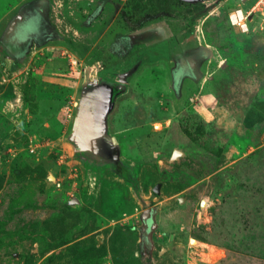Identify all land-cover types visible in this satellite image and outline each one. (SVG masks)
<instances>
[{
	"label": "rangeland",
	"instance_id": "obj_1",
	"mask_svg": "<svg viewBox=\"0 0 264 264\" xmlns=\"http://www.w3.org/2000/svg\"><path fill=\"white\" fill-rule=\"evenodd\" d=\"M252 1L0 0V264H264Z\"/></svg>",
	"mask_w": 264,
	"mask_h": 264
},
{
	"label": "water",
	"instance_id": "obj_2",
	"mask_svg": "<svg viewBox=\"0 0 264 264\" xmlns=\"http://www.w3.org/2000/svg\"><path fill=\"white\" fill-rule=\"evenodd\" d=\"M73 129L74 133L79 137L82 142L90 146L95 145V121L94 115L91 111L90 103L81 104L80 113L74 119ZM112 140L114 143L117 142L115 138H113ZM144 217L146 219L152 218V214L150 215V210L145 212Z\"/></svg>",
	"mask_w": 264,
	"mask_h": 264
},
{
	"label": "built area",
	"instance_id": "obj_3",
	"mask_svg": "<svg viewBox=\"0 0 264 264\" xmlns=\"http://www.w3.org/2000/svg\"><path fill=\"white\" fill-rule=\"evenodd\" d=\"M249 20H256L260 28L264 29V0H253L246 10L236 9L229 14L230 23L243 31L248 30ZM71 63L74 65L76 62L71 59ZM52 181L58 187L61 186L59 179L55 178Z\"/></svg>",
	"mask_w": 264,
	"mask_h": 264
},
{
	"label": "crops",
	"instance_id": "obj_4",
	"mask_svg": "<svg viewBox=\"0 0 264 264\" xmlns=\"http://www.w3.org/2000/svg\"><path fill=\"white\" fill-rule=\"evenodd\" d=\"M9 28H11L12 30H14V33L16 32V26L13 27L12 25H10Z\"/></svg>",
	"mask_w": 264,
	"mask_h": 264
},
{
	"label": "trees",
	"instance_id": "obj_5",
	"mask_svg": "<svg viewBox=\"0 0 264 264\" xmlns=\"http://www.w3.org/2000/svg\"><path fill=\"white\" fill-rule=\"evenodd\" d=\"M173 1H177V0H173ZM185 1H187V0H181V2H185Z\"/></svg>",
	"mask_w": 264,
	"mask_h": 264
}]
</instances>
